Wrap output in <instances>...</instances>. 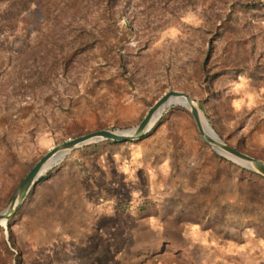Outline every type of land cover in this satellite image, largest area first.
<instances>
[{
    "label": "rangeland",
    "instance_id": "374dc122",
    "mask_svg": "<svg viewBox=\"0 0 264 264\" xmlns=\"http://www.w3.org/2000/svg\"><path fill=\"white\" fill-rule=\"evenodd\" d=\"M95 1L72 19L58 0H33L0 33V211L52 148L131 129L170 91L264 162V16L237 4L264 0H126L108 26ZM66 24L76 56L36 82ZM90 32V46L72 43ZM157 122L144 139L89 144L48 170L0 226V264H264V178L205 144L187 108Z\"/></svg>",
    "mask_w": 264,
    "mask_h": 264
},
{
    "label": "water",
    "instance_id": "95a60500",
    "mask_svg": "<svg viewBox=\"0 0 264 264\" xmlns=\"http://www.w3.org/2000/svg\"><path fill=\"white\" fill-rule=\"evenodd\" d=\"M180 98L186 102V107L190 112L202 141L210 146L218 155L233 161L241 162V165L264 178V162L248 155H245L231 146L224 143L214 130L209 126L205 127L202 123L200 113H202L197 105L192 101L191 97L183 92L170 91L162 95L146 112L143 119L135 127L124 131L100 130L69 139L56 147L52 148L31 168L21 181L15 195L9 205L0 211V222H4L7 228L8 221L16 214L20 205L23 203L25 196L34 187L36 182L45 174H40L44 165L52 161L53 166L58 164L71 151L83 146L98 143L101 141H113L119 143H127L142 139L157 123L167 107L173 99ZM159 115V116H158ZM158 116V117H157ZM157 118V119H156ZM156 119L152 126L150 124ZM52 166V167H53ZM51 167V168H52ZM50 168V169H51Z\"/></svg>",
    "mask_w": 264,
    "mask_h": 264
},
{
    "label": "trees",
    "instance_id": "16d2710c",
    "mask_svg": "<svg viewBox=\"0 0 264 264\" xmlns=\"http://www.w3.org/2000/svg\"><path fill=\"white\" fill-rule=\"evenodd\" d=\"M124 1L126 0H96L95 1L96 4H104L103 9L105 13L107 14L104 17L106 21V26L110 25L111 23L110 21L113 20L116 14L114 12V9L118 5L122 4ZM6 2L7 3L5 4L2 11L0 12V33L13 30L16 27V24L20 16L29 9L30 5L33 3V0H6ZM89 2L90 0H58L56 9L57 11L60 10V13L62 12L64 14V17L69 15L70 17H72V19H75L77 16L80 17L87 13V8H89V5H88ZM83 3H86L87 5ZM237 4L245 12H262L264 16V1L237 3ZM56 22L60 23L58 21ZM66 28L67 30L65 31V33L72 32L70 24H66L58 28L57 30H55L54 41H52V44L50 45L51 47H49V49H46V51H44L45 53L42 54L40 58L38 59L37 66H38V71L39 69L40 71L39 72L37 71L36 73V76H35L36 82L48 79L49 78L48 76L51 75L53 67H54V75H55V72L61 68V66L63 70H65L69 62L76 56V51H69L70 49H69L68 44H63L64 39L62 38V36H60V34ZM85 35L83 38L79 37L80 40L72 41V43L76 44V43L82 42L80 46H83V44L85 43L84 44L85 48L87 46H90L93 35L91 32ZM128 68H129V64L125 61L124 57L122 56L120 70L123 73H125L127 72ZM157 124L158 122L152 128V130H154ZM148 134L149 133L144 135L142 139L146 138ZM105 142L112 146H118L119 144H121L119 142H113V141H105ZM234 149L238 150L237 148H234ZM31 168L28 169L27 173L31 170ZM44 180H45V176H42L36 182V184ZM127 205H129V203ZM8 224H10V222ZM4 249L10 256H12L6 245L4 246Z\"/></svg>",
    "mask_w": 264,
    "mask_h": 264
},
{
    "label": "bare ground",
    "instance_id": "6f19581e",
    "mask_svg": "<svg viewBox=\"0 0 264 264\" xmlns=\"http://www.w3.org/2000/svg\"><path fill=\"white\" fill-rule=\"evenodd\" d=\"M170 104H171L170 106L174 105V106H182V107L187 108L186 107L187 106L186 102L184 100L180 99V98L173 99ZM200 117H201V120H202V123L204 124V126L205 127H207V126L209 127L210 125H209L208 121L206 120V118L204 117V115L202 113H200ZM156 119L150 124V126L153 125V123L156 121ZM239 163H241V162H239ZM52 166H53V162L52 161L47 162L44 165V167L42 168V170L40 171V174L46 173L48 170H50V168ZM0 226L4 227V222H0Z\"/></svg>",
    "mask_w": 264,
    "mask_h": 264
},
{
    "label": "clouds",
    "instance_id": "9594fccd",
    "mask_svg": "<svg viewBox=\"0 0 264 264\" xmlns=\"http://www.w3.org/2000/svg\"><path fill=\"white\" fill-rule=\"evenodd\" d=\"M239 80H240L242 83H240V84H236V85H235V87H234V90H235V91H238L240 88L243 87L244 77H243V76L239 77ZM234 106L238 108V107H239V102H235V101H234Z\"/></svg>",
    "mask_w": 264,
    "mask_h": 264
}]
</instances>
